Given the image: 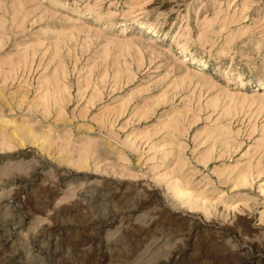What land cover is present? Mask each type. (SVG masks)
<instances>
[{
  "label": "rangeland",
  "instance_id": "1",
  "mask_svg": "<svg viewBox=\"0 0 264 264\" xmlns=\"http://www.w3.org/2000/svg\"><path fill=\"white\" fill-rule=\"evenodd\" d=\"M0 264H264V0H0Z\"/></svg>",
  "mask_w": 264,
  "mask_h": 264
}]
</instances>
